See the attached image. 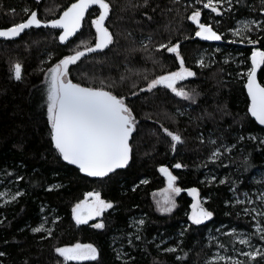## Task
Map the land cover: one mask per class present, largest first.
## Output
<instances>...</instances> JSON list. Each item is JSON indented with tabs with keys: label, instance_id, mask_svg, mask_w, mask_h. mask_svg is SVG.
Masks as SVG:
<instances>
[{
	"label": "trees",
	"instance_id": "obj_1",
	"mask_svg": "<svg viewBox=\"0 0 264 264\" xmlns=\"http://www.w3.org/2000/svg\"><path fill=\"white\" fill-rule=\"evenodd\" d=\"M73 2L0 0V27L25 20V8L37 11L38 18L55 19ZM110 3L113 9L106 26L113 33L114 43L70 66L73 82L84 86H99L101 80L109 86L115 82L113 90L127 97L136 115L133 158L127 168L107 177H89L62 159L51 140L46 107L47 69L78 46L82 49V41L95 43L90 18L99 14L98 7L89 10L81 31L66 44L58 39L60 30L44 27L29 29L14 41L0 40V193H8L0 197V252L5 253L0 264H64L54 248L77 242L91 243L100 252L98 260L79 264H207L217 253L247 261L231 247L221 249L218 244L229 245L232 238L225 234L232 229L255 231V221L243 209L258 208L256 197L264 189V128L249 114L246 77L241 73L250 68L254 48H264V31L251 33L253 40L260 39L253 45L232 42L238 38L230 29L244 18L264 20V4L261 0H242L232 12L220 17L203 9L197 0H149L147 6L144 0ZM196 8L202 11V22L212 23L223 35L222 40L195 37L198 29L187 17ZM170 42L181 44L185 65L197 73L178 84L195 93L194 101L176 97L162 87L151 93L140 92L155 76L178 69L174 54L159 49L160 44ZM200 59L205 62L203 68ZM15 62L22 64L20 81L12 78L10 71ZM258 79L264 83V68L258 72ZM133 91L138 95L133 96ZM162 127L184 137L185 143L177 145L175 152ZM238 136L257 139L237 143ZM209 137L217 145L237 147L211 161ZM176 163L185 166L176 169ZM163 165L171 169L178 178L176 185L184 189L175 197L177 207L170 213L161 212L154 197L166 184L159 171ZM193 187L199 189L204 206L214 213L202 225H194L189 219L193 198L187 189ZM17 191L23 195L12 201ZM89 192H99L114 207L88 224L77 225L72 208ZM244 192L256 202L237 204L236 196L244 200ZM45 217V228L53 230L51 237L46 232L31 231ZM140 220L145 223L140 225ZM101 221L104 229L92 227ZM137 235L141 239H136ZM258 241V237L253 238L255 247L264 245ZM168 247H176L177 252H165ZM236 247L251 250L244 245ZM185 255L186 259H176ZM252 264L264 261L258 258Z\"/></svg>",
	"mask_w": 264,
	"mask_h": 264
},
{
	"label": "snow or ice",
	"instance_id": "obj_2",
	"mask_svg": "<svg viewBox=\"0 0 264 264\" xmlns=\"http://www.w3.org/2000/svg\"><path fill=\"white\" fill-rule=\"evenodd\" d=\"M264 4V0H261ZM149 0H144L147 6ZM197 3L202 4L203 9H208L211 13L223 17L225 12H232L235 5L241 4L242 0H197ZM98 6L99 14L95 19L90 18V25L95 29V43L82 41L83 48L77 47L70 55H65L62 59L56 62L53 66L47 69L45 82L47 92V119L51 125L50 135L54 143L55 149L58 151L62 159L71 165H76L80 172L89 177H107L110 173H115L117 169L127 168L133 158V145L130 143L133 133L137 129V118L133 112L132 107L127 103V97L117 94L113 89L115 82L111 86L105 84L103 80L100 81L99 86H84L82 83L73 82L70 73V66L78 65L89 54L102 53L104 49L109 48L114 43L113 33L106 26V21L109 19L110 12L113 5L110 0H75L71 3L62 15L57 19L44 20L38 18V12L30 9H23L27 15V19L22 22L15 23L7 28L0 29V38L6 41H14L26 32V30L33 28H51L62 30L58 36L62 44L69 42L71 37H75L84 26L85 17L89 15V10L93 6ZM137 7L136 5H132ZM15 14V9L11 10ZM202 11L196 8L187 17L188 20L196 26L194 32L195 37L205 41H220L223 35L219 33L212 23H205L201 20ZM232 34L238 39L232 41L234 43L259 44L260 39L253 40L251 33L264 31V20L253 18H244L236 22V26L230 29ZM151 42V38H149ZM145 49L147 45H142ZM159 49L166 50L168 53L174 54L178 61V69L176 71H167L152 78L147 82L145 88H140V92L151 93L159 88L170 90L176 97L183 100L194 101L195 93L188 90L186 87H178L180 82L186 81L190 77H195L197 73L190 67L185 65V58L181 53V44L179 42L160 44ZM251 65L246 73H241L246 77L247 94L250 97V106L248 111L251 116L264 125V83L258 79V72L264 68V48L256 47L251 52ZM201 68L205 67L203 59L199 60ZM12 78L16 81L22 80V64L15 62L10 69ZM123 80L124 77H121ZM147 80V77H145ZM135 88L136 85H133ZM133 96L138 93L133 91ZM162 132L170 137L171 150L175 152L177 145H183L185 139L180 132L170 130L167 127H162ZM245 139H257L253 136H238L237 143ZM201 143H204L203 135L200 137ZM207 143L213 146L210 152L209 160L217 161L223 156L224 152L231 153L237 147L236 144L217 145L215 140L210 137ZM264 143V141H261ZM223 148V152L221 151ZM181 163H176L174 168L179 169L184 167ZM206 166V165H205ZM159 171L163 173L168 179V188L165 192L172 195L165 196L163 201H157L160 211L165 213L172 212L177 204L173 196H178L184 189L176 186L177 177L173 175L168 167L162 166ZM23 180L24 177H19ZM215 180V177L212 178ZM147 183V181H142ZM221 180L220 183H225ZM55 187V186H53ZM235 195L236 189H231ZM189 195L194 198L191 204V214L189 219L194 225H202L205 221L213 218L214 213L204 206L205 202L200 198V191L198 188L187 189ZM23 193L17 191L11 196V200L15 201L18 196ZM245 199L240 200L236 196L237 204L255 203L256 200L248 193H243ZM8 196L7 192L0 193V197ZM259 200L258 208H244L243 212L252 216L255 224L252 227L255 231L238 232L232 229L226 233L232 239L229 245L223 242L218 244L219 248L227 249L231 247L234 252H238L239 256L247 258V261L239 258H233L231 255H220L217 253L207 262V264H252L264 261V245L257 248L252 243L253 238L258 237L259 241H264V191H259L257 197ZM9 203L5 200V204ZM113 203L102 199L99 192H89L86 198L75 204L72 208V215L77 225L88 224V222L96 217H102L107 209H112ZM259 209V210H258ZM2 222V221H0ZM48 222L44 218V222L39 226L33 227V233L46 232L48 237L53 236L52 229H46L45 223ZM143 225L144 220L138 222ZM92 227L97 229H104L103 221L95 223ZM183 234V233H181ZM141 239L139 235L135 237ZM213 240H218V237H213ZM258 241V242H259ZM132 243L131 238L128 241ZM244 245L248 247L249 251L238 249L236 245ZM159 247V246H157ZM167 253H176V247H168L164 249ZM54 252L62 258L64 264L66 262H84L96 261L99 258V249L91 243H80L57 246ZM4 252H0V256H4ZM120 258V254L117 253ZM177 260L186 259L185 256H177Z\"/></svg>",
	"mask_w": 264,
	"mask_h": 264
},
{
	"label": "rangeland",
	"instance_id": "obj_3",
	"mask_svg": "<svg viewBox=\"0 0 264 264\" xmlns=\"http://www.w3.org/2000/svg\"><path fill=\"white\" fill-rule=\"evenodd\" d=\"M166 183V182H165ZM177 186V185H176ZM168 188V186L165 184V187L164 188H162L161 190H158L156 193H155V200H156V203H157V201H163L164 200V198H165V196H169V195H172L171 193H168V192H165V189H167ZM262 191H264V189L262 190ZM258 195V194H257ZM175 197L176 196H173V198H174V200H175ZM86 198V197H85ZM84 198V199H85ZM193 198V197H192ZM200 198H201V196H200ZM83 199V200H84ZM82 200V201H83ZM201 200L203 201V199L201 198ZM193 202H194V198H193ZM157 206H158V208L160 209V207H159V205H158V203H157ZM253 208V207H252ZM259 210V209H258ZM96 218H98V217H96ZM95 219V218H94Z\"/></svg>",
	"mask_w": 264,
	"mask_h": 264
},
{
	"label": "water",
	"instance_id": "obj_4",
	"mask_svg": "<svg viewBox=\"0 0 264 264\" xmlns=\"http://www.w3.org/2000/svg\"><path fill=\"white\" fill-rule=\"evenodd\" d=\"M74 3V2H73ZM94 6H96V5H94ZM98 7V6H97ZM66 10V9H65ZM64 10V11H65ZM63 13V12H62ZM62 13L60 14V15H62ZM60 17V16H59ZM59 17H57V18H59ZM57 18H55V19H57ZM2 29H4V28H2ZM58 30V29H57ZM27 31V30H26ZM62 30H60V32H61ZM72 38V37H71ZM0 40H3L2 38H0ZM246 83H247V81L245 82V89H246V92H247V88H246ZM248 95V94H247ZM248 98H249V106H250V97L248 96ZM248 109H249V107H248ZM249 114H250V112H249ZM251 115V114H250ZM252 117V116H251ZM254 120H255V118L254 117H252ZM256 121V120H255ZM256 123L258 124V125H260L259 124V122L258 121H256ZM261 127H263L264 128V125H260ZM134 134V133H133ZM130 143H131V141H130ZM66 162V161H65ZM131 162V161H130ZM67 164H69L68 162H66ZM130 164V163H129ZM69 165H71V164H69ZM71 166H73V167H75L76 169H78V167L76 166V165H71ZM163 166H166V165H163ZM162 167V166H161ZM166 167H168V166H166ZM169 168V167H168ZM124 169V168H123ZM79 170V169H78ZM117 170H121V169H117ZM169 170L171 171V169L169 168ZM82 173V172H81ZM161 173V172H160ZM82 174H84V173H82ZM111 174V173H110ZM84 175H86V174H84ZM161 175L164 177V179H165V182H166V185L168 186V179H167V177L163 174V173H161ZM174 175V174H173Z\"/></svg>",
	"mask_w": 264,
	"mask_h": 264
},
{
	"label": "flooded vegetation",
	"instance_id": "obj_5",
	"mask_svg": "<svg viewBox=\"0 0 264 264\" xmlns=\"http://www.w3.org/2000/svg\"><path fill=\"white\" fill-rule=\"evenodd\" d=\"M27 19V18H26ZM22 22V21H21ZM11 26V25H10ZM7 27H9V26H7ZM7 27H0V29H2V28H7Z\"/></svg>",
	"mask_w": 264,
	"mask_h": 264
}]
</instances>
